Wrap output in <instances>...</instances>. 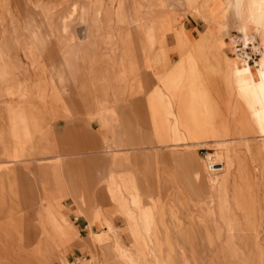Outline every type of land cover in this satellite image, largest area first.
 Segmentation results:
<instances>
[{
  "label": "rangeland",
  "instance_id": "1",
  "mask_svg": "<svg viewBox=\"0 0 264 264\" xmlns=\"http://www.w3.org/2000/svg\"><path fill=\"white\" fill-rule=\"evenodd\" d=\"M218 12L227 19L218 20ZM192 24L197 30L190 36L185 28ZM236 40L243 47L251 43V67L264 57V34L235 15L229 0H0V116L14 140L28 141L46 116L49 121L64 112L78 120L90 114L102 121L108 105H117L106 142L92 122L88 134L60 135L59 149L45 131L40 143L15 155L56 157L53 164L40 163L48 175L43 195L35 182L11 173L13 213H0V264H264V132L255 126L253 109L224 90L222 77L211 73V90L186 93L175 111L194 115L205 128L228 125L231 140L153 149L144 144L133 151L122 131L123 116H135L127 99L134 81L136 91L146 94L150 82L180 79L171 74L179 66L206 63L209 41L236 60ZM167 43L177 51L168 59ZM82 138L89 146L82 147ZM141 152L156 156L152 177L161 181L137 186L130 213L122 205L126 176L120 161L125 155L132 168L129 156ZM190 154L205 170L201 199L179 159ZM214 163L223 169L212 170ZM145 206L153 209L149 225Z\"/></svg>",
  "mask_w": 264,
  "mask_h": 264
},
{
  "label": "crops",
  "instance_id": "2",
  "mask_svg": "<svg viewBox=\"0 0 264 264\" xmlns=\"http://www.w3.org/2000/svg\"><path fill=\"white\" fill-rule=\"evenodd\" d=\"M216 4L218 8H220L219 3ZM218 14V20L227 19L226 14H220L219 12ZM72 20L73 19H71V22ZM193 26L194 24H192V28L188 29L187 25L185 28L190 36H193L194 31L197 30V27ZM196 26H198V24H196ZM255 27L258 28L260 33L263 35V29L258 25ZM199 32L202 31L199 30ZM207 47L209 52L205 57L206 63L204 65L199 64L195 66L194 69L185 65L179 66L176 71L171 73L178 76L180 78L178 80L170 81V79H168L169 75H167L165 80L150 82V88L148 90L149 92L146 94H141L140 92L136 91L135 87L138 84L134 81V90L131 94H128L127 99L131 101V110L134 112L135 116H128V114H125L122 121V131L125 134V145L128 146V149L133 151L144 149V147H146L142 146L144 144H149L147 147L153 149L156 146H169L172 142L183 141L181 144L186 145L190 142L194 144H208L222 143L231 140L232 138L230 137L232 133H230V127L228 125L220 127L209 126L208 128H205L201 123H198V120L194 115L184 118V115L175 111V109H177L179 106H182L181 101L188 99L185 95L186 93L188 94L190 90L184 91V86L188 85L189 83H193L194 81L193 84H195L196 89L192 88L193 91L204 90L208 92L211 90V84H213L209 82L211 73L222 77L224 90L232 92V94L236 95L237 98H242L245 106H249L253 109L255 113L254 115L258 117L255 126L259 132H263V107L257 102L253 104L251 101H249V97L245 98L247 89L242 90L243 87H249L251 85V80L249 79L251 71L241 61H236L231 57H228L224 50L221 49L220 46H217L216 42L209 41ZM52 49L53 53H56L57 55L59 54L58 48L53 44ZM173 52H177L175 51L173 44L167 43V59ZM12 53L13 51H11V54ZM252 72L254 76H256V81H262L263 74L261 70V60L260 62H255L252 64ZM18 76L20 79H23L22 67L19 70ZM72 86L73 84H69V86H67V91L71 97V101L74 102V94L71 92ZM16 101L17 100L15 99V102ZM142 102L145 104V116L140 110V104ZM178 102L180 103L178 104ZM116 106V104L108 105L107 108L109 110L103 114L102 121H99L96 117L92 118L90 114L87 116L84 115L78 120L76 117H70L64 112H58L57 116L49 121V116H46L47 123L41 124L39 131H32L34 136H32L28 141L23 140V137L21 136L18 140H14L11 136V127L6 124L7 122L5 120L1 121L0 116V177L3 176L2 180H0V183L3 182V192L0 194V197H2L1 199L3 200L4 204L3 207L5 208L1 210L0 213H13L10 209V199L12 198V195L11 192L8 191L12 186H10V182L12 180L11 173H13V170L16 174V177L21 178L22 182L23 178L25 182H35L36 188L41 191L42 195L44 194L45 183L48 180V175H46L43 170L40 169L42 166H45L40 163L47 161L53 164L52 162L55 160L56 155L51 153V155L42 157L35 156L24 158L23 155L15 156L19 154V151L23 150V147L27 148L29 143H40L41 139L39 135L46 131L47 134H50L55 139H53L54 142H56L55 146L57 149H59V145L57 143L60 139V135H73L75 133H83L84 135L88 134L89 131H92V122L97 127L95 129L100 140L102 142H106L109 139V133L112 132L114 125H116L113 114L115 110H117ZM88 111L89 110H86L85 112ZM90 113H92L91 109ZM142 115L146 118V122L142 120ZM128 117L130 118V121L128 120ZM172 119L176 120V128L174 129L173 134L170 133ZM138 125L143 127L142 132L138 131ZM103 134L105 136H103ZM68 139L73 140V138L69 137ZM89 144L90 141L88 139H81V145L83 148L89 146ZM68 148H73V146L71 147L69 144ZM38 154L39 153L36 152L33 155ZM129 159L132 162V168L129 167L125 155L122 156L120 161L122 174L126 176V179L123 181L125 194L122 198V205L125 208L124 211H128L130 209V213H133L134 210H132L133 205L131 195L134 194L137 186L142 183L140 173L141 168L146 166L149 168V173L151 174H149L148 183L150 185L155 186L161 181V178L158 175L157 177H152L153 171L151 162L154 164L156 160V156L154 154L150 152L132 153V155L129 156ZM179 159L183 162L182 166L193 168L198 172L200 182L205 179V170L203 168V164L200 163L199 158L196 155H182ZM50 163L46 165H49ZM136 165L137 167L134 168ZM19 188H22V186ZM45 189L47 190V187ZM2 200H0V202ZM130 213H127L126 215H130Z\"/></svg>",
  "mask_w": 264,
  "mask_h": 264
},
{
  "label": "bare ground",
  "instance_id": "3",
  "mask_svg": "<svg viewBox=\"0 0 264 264\" xmlns=\"http://www.w3.org/2000/svg\"><path fill=\"white\" fill-rule=\"evenodd\" d=\"M229 7H231V9L234 10L235 15H237L238 17L242 18V20L245 21V24L252 22L254 27L258 25L264 31V0H229ZM206 10H207V15L213 16L215 14L213 12L214 11L213 5L210 6L207 4ZM133 18H135V17H133ZM134 22H135V20L131 18V23H134ZM263 34H264V32H263ZM237 43H238V41L236 40L234 42L233 46L238 45ZM249 44H251V43L245 44V42H244L245 47H248ZM234 58L236 60L246 61L247 67L251 71V74L249 76L250 77L249 79L251 80V85L249 87H243V89H242V90L247 89V94H246L245 98L249 97V101H251L253 104L255 102L260 103L262 105L263 111H264V57L261 59V70H262V74H263V79H262V81H259V82L256 81V79H255L256 76H254V74L252 72V67H251V64L249 61H247L246 59L239 57V56H234ZM255 61L256 60H254V63H255ZM192 88L196 89L195 84L189 83L188 85L184 86V91H188V90L192 91ZM242 96L244 97L243 94H242ZM140 110L142 111V114L144 115V113H145L144 112L145 111L144 102H142L140 104ZM257 111L260 112L259 110H257ZM143 115H142V120L144 122H146V118L144 117L145 115L144 116ZM198 123L200 124L199 121H198ZM262 131L264 132V127L262 128ZM210 156H211V159L215 160L216 157H214V155H210ZM219 166H222V163L211 164V169L214 171H220L223 169V167H219ZM182 171H183V174H184V176H185V178L189 184L188 186H190L192 189V193L194 194V197H196L197 199H201L203 193H205V192L198 191V188L202 186V182L199 181L198 172L193 168L184 167V166H182ZM140 173H141L142 182L144 181L143 179H145L148 182L149 174H151V173H149V168L147 166L142 167L140 170ZM201 178H202V176H201ZM131 200H132L133 206H136L135 199L131 198ZM149 201H151V200L149 199ZM143 218L148 225L152 221L153 209L150 206L143 207ZM124 219H125V221H127L126 215H124Z\"/></svg>",
  "mask_w": 264,
  "mask_h": 264
},
{
  "label": "built area",
  "instance_id": "4",
  "mask_svg": "<svg viewBox=\"0 0 264 264\" xmlns=\"http://www.w3.org/2000/svg\"><path fill=\"white\" fill-rule=\"evenodd\" d=\"M238 45H235V46H233L234 47V51L235 52H238V54L242 57V58H244V59H246L247 61H251V62H253V55L250 53V51L248 52L247 51V47H243V44L241 43V44H239V43H237ZM242 48V49H241ZM241 49V50H240ZM255 56V55H254Z\"/></svg>",
  "mask_w": 264,
  "mask_h": 264
}]
</instances>
